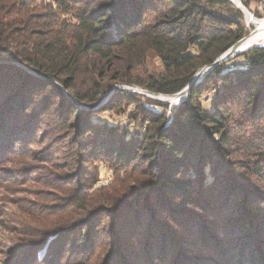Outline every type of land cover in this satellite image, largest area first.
<instances>
[{
  "label": "trees",
  "instance_id": "1",
  "mask_svg": "<svg viewBox=\"0 0 264 264\" xmlns=\"http://www.w3.org/2000/svg\"><path fill=\"white\" fill-rule=\"evenodd\" d=\"M242 18L229 0H0V157L43 122L45 140L67 135L35 154L72 149L61 158L90 166L80 193L105 168L145 178L110 203L86 198V218L32 234L14 264L38 262L49 235L39 262L89 264L104 223L106 264H264V45L214 66L169 114L125 91L99 109L74 103L93 106L113 84L179 92L245 37ZM152 53L156 75L142 70ZM124 102L143 130L99 118Z\"/></svg>",
  "mask_w": 264,
  "mask_h": 264
},
{
  "label": "rangeland",
  "instance_id": "2",
  "mask_svg": "<svg viewBox=\"0 0 264 264\" xmlns=\"http://www.w3.org/2000/svg\"><path fill=\"white\" fill-rule=\"evenodd\" d=\"M234 2L236 5L233 2L231 3L242 13V21L247 30L245 37H248L259 27L258 22L264 21V1L259 3V0H249L247 5L244 4L243 0H234ZM244 8H246L248 12ZM245 37H243V39ZM259 44H264V41L261 40ZM206 66L207 65H204L197 69L195 74L205 69ZM142 68L143 71H146V74L152 75H156L162 70L161 63L154 53L148 57L147 62ZM137 77L136 79L139 80L144 79L142 75ZM60 88L70 97L62 86H60ZM120 91L139 95L141 100L135 102H139L145 106L149 105V107L156 109L158 108L154 104L147 103L146 98L153 101H159L155 99V97L168 101L172 100V97L156 96L153 94L156 92L149 91L137 84H113L110 90L103 94L93 106H86L73 101L75 105L82 110H88L89 108L99 109L108 103L112 95ZM159 102L167 103L163 101ZM177 103L179 102L176 101L172 104L167 103V111L171 105ZM131 108L132 106L124 102L119 106L104 110V112L100 113L99 118L107 122L126 124L127 127H131L132 125L134 127V129H132L133 131L137 129L143 130L144 127L140 126L139 122L126 119L127 111H130ZM48 123H50V121ZM43 127H45V124L41 122L38 126L39 134L36 135L34 140H28V146L22 149V151L16 149L14 152L4 153L0 157V264H14L16 260L11 253L21 251L20 249L23 250L22 244L25 240L34 239L32 234L36 235L43 233L46 229L55 227L58 222L63 223L65 221H70L71 223L86 218L89 211L86 207V198H90L100 205L106 202L110 203L112 200H116L115 197L121 198L128 194L127 191L131 190L133 184V179L131 180V177L133 178L134 176L136 180L140 178L143 180L145 179L137 173H134V175L132 174L133 176L124 180L125 176L120 172L115 173V171L105 168L100 171L101 178H98L96 186L92 189L90 188L91 192H85L86 194L84 192L80 193L81 191L79 192L77 190V187H79L78 184L86 180L84 177L89 176L91 172L85 169H89L90 166L83 163L82 159L73 157L61 158V156L67 157L71 153H74L72 149H70L71 152L65 154V156L63 154H58L59 152L57 151H53L47 158H41L39 153L35 154L46 142H52L51 138L45 140V137L48 135L53 136V134L40 133V129ZM66 133L63 134L62 137L60 136V138L53 140L54 143L52 142V144L56 149L63 148V138L67 135ZM32 141H38L39 143L35 144V142ZM29 147L31 151L28 152ZM29 153H32L34 156H31ZM56 162L61 163L56 164ZM77 174L78 178H76ZM113 174L114 178L111 182L115 181V183L109 186L111 183L109 179ZM107 182L108 186L106 187L97 186ZM77 194L80 195L77 196ZM81 195L82 200L84 199L82 203L77 201ZM103 226L104 227L101 226L102 228L99 230L100 238L97 240L98 244L92 251L89 264H103L104 262L106 264V262H109L107 259L111 247L107 234L108 229H106L105 223ZM55 236L56 235H49L45 238L43 242L44 247L37 252L36 260L38 262L43 256L44 249L49 244V241ZM66 257L67 255L64 256L63 260H65ZM33 261L31 264H44V262L38 263Z\"/></svg>",
  "mask_w": 264,
  "mask_h": 264
},
{
  "label": "water",
  "instance_id": "3",
  "mask_svg": "<svg viewBox=\"0 0 264 264\" xmlns=\"http://www.w3.org/2000/svg\"><path fill=\"white\" fill-rule=\"evenodd\" d=\"M231 1V0H230ZM231 2H233V1H231ZM239 7V6H238ZM241 8V7H240ZM242 9V8H241ZM246 9V8H245ZM243 10V9H242ZM246 11L248 12V10L246 9ZM236 44H237V42L234 44V45H232L230 48H228L226 51H224L212 64H210V65H207L206 67H205V69H203V70H201V71H199L197 74H195L193 77H192V79H191V81L189 82V84L185 87V88H183L182 90H180L179 92H177V93H174V94H167V95H164V94H158V93H153L154 95H156V96H159V95H161V96H169V97H172V101H163V100H160V99H157V98H155V99H157V100H159V101H163V102H167V103H170V104H172V103H174V102H176V101H178V102H180V101H182V100H185L186 99V96H187V94H188V92H189V90H190V88L192 87V86H194L198 81H200V79L203 77V76H205L214 66H216L217 64H220V63H222V62H224V61H226L227 59H229V58H231V57H234L235 55H237V54H240V53H242V52H244V51H246V50H248L249 48H252V47H254V46H261V45H264V44H254V45H251V46H249V47H247V48H245V49H240V48H238L237 46H236Z\"/></svg>",
  "mask_w": 264,
  "mask_h": 264
},
{
  "label": "bare ground",
  "instance_id": "4",
  "mask_svg": "<svg viewBox=\"0 0 264 264\" xmlns=\"http://www.w3.org/2000/svg\"><path fill=\"white\" fill-rule=\"evenodd\" d=\"M232 1V0H231ZM264 0H259V3H262ZM234 3V2H233ZM235 4V3H234ZM236 5V4H235ZM245 9V8H244ZM258 21V20H257ZM256 22V21H255ZM257 23V22H256ZM259 27L256 29V31L248 36L245 37L244 39L241 38L240 40L237 41L236 46L240 49H245L251 45L258 44L260 43L261 40L264 41V21L258 22ZM161 96V95H159ZM163 97H169V96H163ZM157 99H160L158 97H155ZM163 100V99H160ZM167 101V100H163ZM172 101V100H171Z\"/></svg>",
  "mask_w": 264,
  "mask_h": 264
}]
</instances>
